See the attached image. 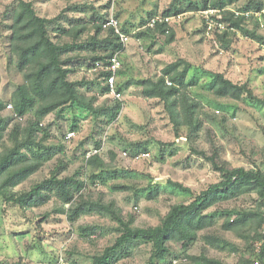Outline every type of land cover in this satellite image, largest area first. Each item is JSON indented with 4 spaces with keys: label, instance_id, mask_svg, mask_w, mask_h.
Instances as JSON below:
<instances>
[{
    "label": "clouds",
    "instance_id": "clouds-1",
    "mask_svg": "<svg viewBox=\"0 0 264 264\" xmlns=\"http://www.w3.org/2000/svg\"><path fill=\"white\" fill-rule=\"evenodd\" d=\"M0 165V264H264V0H0Z\"/></svg>",
    "mask_w": 264,
    "mask_h": 264
},
{
    "label": "trees",
    "instance_id": "trees-1",
    "mask_svg": "<svg viewBox=\"0 0 264 264\" xmlns=\"http://www.w3.org/2000/svg\"><path fill=\"white\" fill-rule=\"evenodd\" d=\"M43 111H47V109H44ZM0 166H2V165H0Z\"/></svg>",
    "mask_w": 264,
    "mask_h": 264
},
{
    "label": "rangeland",
    "instance_id": "rangeland-1",
    "mask_svg": "<svg viewBox=\"0 0 264 264\" xmlns=\"http://www.w3.org/2000/svg\"><path fill=\"white\" fill-rule=\"evenodd\" d=\"M105 7H107V5H105Z\"/></svg>",
    "mask_w": 264,
    "mask_h": 264
}]
</instances>
